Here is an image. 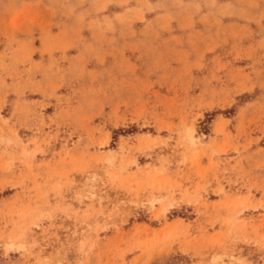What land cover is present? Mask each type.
<instances>
[{
	"label": "rangeland",
	"instance_id": "obj_1",
	"mask_svg": "<svg viewBox=\"0 0 264 264\" xmlns=\"http://www.w3.org/2000/svg\"><path fill=\"white\" fill-rule=\"evenodd\" d=\"M0 264H264V0H0Z\"/></svg>",
	"mask_w": 264,
	"mask_h": 264
}]
</instances>
